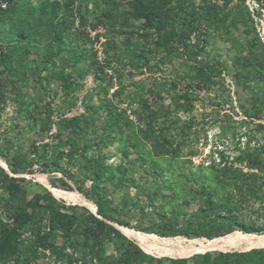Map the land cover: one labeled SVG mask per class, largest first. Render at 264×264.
<instances>
[{
    "label": "trees",
    "instance_id": "obj_1",
    "mask_svg": "<svg viewBox=\"0 0 264 264\" xmlns=\"http://www.w3.org/2000/svg\"><path fill=\"white\" fill-rule=\"evenodd\" d=\"M66 1L70 4L75 0ZM233 1L202 0L198 6L194 0H130L129 3L131 16L143 20L146 28L155 32L159 45L177 44L193 58L188 49L194 38L200 42L203 27L213 32L229 29L240 20L247 21L250 16L247 0H237L231 5ZM252 1L259 6L261 15L264 0ZM60 4L59 0L41 2L40 14L36 15L32 0H0V25L10 23L14 30L21 29L33 20L42 21L41 12L48 6L58 8ZM45 26L51 40L43 62L32 69L33 75L39 78L42 71L48 69L56 54L55 47L60 46L63 38V30L57 23L47 18ZM245 47L246 53L237 54L232 62L234 80L237 86L251 90L264 104V40L256 35ZM30 50L27 47L19 54L18 63L26 60ZM13 61L12 54L0 52V67L8 69ZM204 70L201 67V71ZM71 78V74L61 77L65 91L72 87ZM7 83L1 76L0 128L2 112L8 102ZM187 101V94H177L169 106L162 109L152 107L149 100L141 96L131 116L127 108L106 99L102 103L105 115L100 126L90 107L82 114L62 113L55 119L54 107L44 104L33 120L38 138L28 148L16 144L10 136L12 127H5L0 132V156L11 155L12 172L32 173L37 166L36 170L43 172H62L70 179L77 177L74 180L77 188L96 203L97 215L88 209L81 211L77 204L62 203L47 189L29 196L22 180L0 165V264H34L47 252L62 264H217L209 261L211 252L185 258L157 257L106 221L130 226L133 209L140 212L141 219L149 217L150 220L149 225L138 222L135 228L160 236L211 239L237 230L264 233V223L259 224V218H264V188L256 180L259 171L264 173V158L250 150L230 163L223 153L218 162L212 160L206 166L186 168L183 161L176 172L182 186L180 190L175 182L163 180L139 190L135 197L128 192L120 203L115 204L112 199L109 184L115 188L133 182V176L126 174L122 161L115 166L106 162L104 148L114 141V134L128 143L121 151L123 161L129 159L131 147L140 155L142 163H147L146 169L152 175L165 176L166 167L157 161L168 156L182 157L185 128L177 132L176 125L180 121L179 111L189 110ZM97 129L101 133H91ZM188 153L195 155L193 148ZM235 163L246 164L257 172H242ZM58 180L64 188H72L64 177ZM87 180L91 181L88 190L85 188ZM234 182L239 184L236 194L234 190L229 191ZM164 188L169 192H164ZM182 193L184 198H181ZM192 201H197L198 206L189 211L186 205ZM220 253L226 259L218 264H264V248Z\"/></svg>",
    "mask_w": 264,
    "mask_h": 264
},
{
    "label": "rangeland",
    "instance_id": "obj_2",
    "mask_svg": "<svg viewBox=\"0 0 264 264\" xmlns=\"http://www.w3.org/2000/svg\"><path fill=\"white\" fill-rule=\"evenodd\" d=\"M44 1L32 0L36 15L40 14L38 9ZM59 1L61 4L58 8L48 6L41 12L42 21L33 20L32 24H25L18 30L11 28L10 23L0 25V52L5 51L14 57L8 69L0 67V72L4 70L0 77L4 76L9 84L0 132L11 126L10 136L16 144L28 148L38 138V128L33 126V120L44 104L54 107L55 119L62 113L68 116L82 114L90 107L93 118L100 126L105 115L102 103L106 99L127 108L133 116L132 111L137 109L141 96L147 98L152 107L164 109L177 94H187L189 110L179 111L180 121L176 125L177 132L185 128L182 157L168 156L157 161L166 167L165 176L152 175L146 169L147 163H142L140 155L131 147L129 159L123 161L121 151L127 148L128 143L119 139L116 133L114 141L104 148L107 163L115 166L122 161L126 174L133 176V182L128 181L126 185L115 188L108 185L115 204L120 203L128 192L135 197L139 190L153 186L156 181L175 182L178 190L182 189L176 172L184 163L186 168L200 164L206 166L212 160L218 162L220 153L230 163L247 150L259 153L264 158V104L255 98L251 90L237 86L232 64L237 54L246 53L247 41L256 35L264 40V12L259 14L256 2L246 1L250 10L246 22L240 20L229 29L213 32H207L203 27L204 35L200 42L197 43L194 38L189 46V53L193 56L190 58L177 44L168 47L159 45L155 32L148 30L143 20L131 16L130 0H75L70 4L66 0ZM201 1L194 0V3L198 6ZM236 2L234 0L231 5ZM47 18L62 28L63 38L60 46L55 47L56 54L48 69L43 70L39 78L33 75L32 69L43 62L47 44L51 40L45 26ZM27 47L31 50L26 60L18 63L19 54ZM201 67L205 70L201 71ZM67 74L72 76L69 91H65L61 80ZM91 133H101V130ZM191 148L195 155L188 153ZM11 158V155L0 156L7 168L0 165L10 175L22 180L29 196L49 190L39 179V175L44 174L52 186L77 192L93 201L77 188L74 181L77 177L70 179L62 172H43L36 170L37 166L33 167L32 173L27 170L14 173ZM235 166L242 172H257L246 164L235 163ZM113 172L117 174V170ZM258 174L256 180L264 188V173L259 171ZM60 177H64L72 188L61 186ZM90 185L91 181L87 180L85 188L88 190ZM238 186L234 182L229 191L234 190L236 194ZM164 192L169 190L164 188ZM226 192L228 190L221 191ZM181 196L184 198L185 194ZM60 200L66 205H75ZM79 206L81 211L91 210ZM197 206V201H192L186 208L193 211ZM132 212L129 218L131 225L126 227L138 230L135 228L138 222L150 224L149 217L141 219L139 211L133 209ZM263 223L264 218H259V224ZM58 242L61 244L60 240ZM220 252L212 251L209 261L222 263L226 257ZM34 264L62 263L56 262L55 256L47 252Z\"/></svg>",
    "mask_w": 264,
    "mask_h": 264
},
{
    "label": "bare ground",
    "instance_id": "obj_3",
    "mask_svg": "<svg viewBox=\"0 0 264 264\" xmlns=\"http://www.w3.org/2000/svg\"><path fill=\"white\" fill-rule=\"evenodd\" d=\"M0 163L7 168L1 159ZM39 179L57 198L84 205L96 211L95 203L79 193L52 186L44 174L39 175ZM118 226L126 236L134 240L144 251L157 257L185 258L212 251L233 252L264 248V233H246L237 230L211 239L187 238L185 236H160L126 226Z\"/></svg>",
    "mask_w": 264,
    "mask_h": 264
},
{
    "label": "water",
    "instance_id": "obj_4",
    "mask_svg": "<svg viewBox=\"0 0 264 264\" xmlns=\"http://www.w3.org/2000/svg\"><path fill=\"white\" fill-rule=\"evenodd\" d=\"M2 166V165H1ZM3 167V166H2ZM4 168V167H3ZM6 169V168H5ZM7 170V169H6ZM8 171V170H7ZM49 191H51L50 189H49ZM52 193V192H51ZM53 194V193H52ZM53 196L54 197H56L54 194H53ZM57 198V197H56ZM58 199V198H57ZM58 200H60V199H58ZM61 201V200H60ZM91 211V210H90ZM93 213H95L96 215H97V208H96V211H92ZM99 217V216H98ZM102 218V217H101ZM106 220V219H105ZM108 223H110V224H112V225H114L115 227H117L121 232H122V230L119 228V226H118V224L117 223H113L112 221H109V220H106ZM123 233V232H122ZM124 234V233H123ZM125 235V234H124ZM130 239V238H129ZM132 240V239H131ZM136 243V242H135ZM239 251V250H238ZM241 251V250H240Z\"/></svg>",
    "mask_w": 264,
    "mask_h": 264
}]
</instances>
